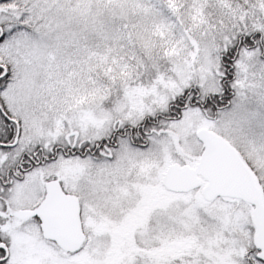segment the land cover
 I'll use <instances>...</instances> for the list:
<instances>
[{
  "label": "snow or ice",
  "instance_id": "obj_1",
  "mask_svg": "<svg viewBox=\"0 0 264 264\" xmlns=\"http://www.w3.org/2000/svg\"><path fill=\"white\" fill-rule=\"evenodd\" d=\"M0 264H264V0H0Z\"/></svg>",
  "mask_w": 264,
  "mask_h": 264
}]
</instances>
